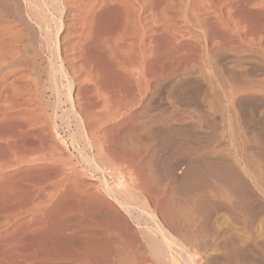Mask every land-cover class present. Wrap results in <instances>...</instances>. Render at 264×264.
<instances>
[{"label": "bare ground", "instance_id": "6f19581e", "mask_svg": "<svg viewBox=\"0 0 264 264\" xmlns=\"http://www.w3.org/2000/svg\"><path fill=\"white\" fill-rule=\"evenodd\" d=\"M0 264H264V0H0Z\"/></svg>", "mask_w": 264, "mask_h": 264}, {"label": "rangeland", "instance_id": "374dc122", "mask_svg": "<svg viewBox=\"0 0 264 264\" xmlns=\"http://www.w3.org/2000/svg\"><path fill=\"white\" fill-rule=\"evenodd\" d=\"M49 86H50V85L47 84V87H49ZM48 93L50 94V91H49V90L47 91V94H48ZM49 94H48V95H49ZM51 101H53V99H51ZM51 107H52V106H51ZM50 109H51V108H50ZM61 136L65 137L66 134H65V133L63 134V132H62V133H61ZM76 160H77V161H76ZM78 160H79V159L75 158V159H74V162H77L76 164H77L78 168L81 169V168L83 167V164L80 162V160H79V161H78ZM79 166H80V167H79ZM89 172H90V171H89ZM85 174L88 175L89 173H87V172L85 171Z\"/></svg>", "mask_w": 264, "mask_h": 264}]
</instances>
